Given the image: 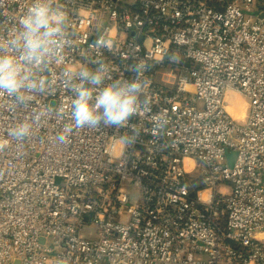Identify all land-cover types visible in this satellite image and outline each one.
I'll use <instances>...</instances> for the list:
<instances>
[{
  "label": "built area",
  "instance_id": "2783aa9c",
  "mask_svg": "<svg viewBox=\"0 0 264 264\" xmlns=\"http://www.w3.org/2000/svg\"><path fill=\"white\" fill-rule=\"evenodd\" d=\"M31 2L0 0V44ZM54 2L69 22L46 90L0 95V264H264V0ZM141 60L147 111L57 141L81 67L107 64V85Z\"/></svg>",
  "mask_w": 264,
  "mask_h": 264
},
{
  "label": "clouds",
  "instance_id": "9594fccd",
  "mask_svg": "<svg viewBox=\"0 0 264 264\" xmlns=\"http://www.w3.org/2000/svg\"><path fill=\"white\" fill-rule=\"evenodd\" d=\"M68 14L54 0H32L30 6L19 19L18 30L3 44H0V95L13 98L17 104L28 103L31 93L44 92L48 80L42 74L57 58L65 43ZM105 36L97 40V47L106 46ZM147 65L138 61L129 66L135 73L131 80H114L104 85L108 65L98 62L93 70L87 66L79 69V84H72L75 98L72 100V126H65L58 134L61 144L70 143L74 129L85 127L121 128L128 125L132 116L147 111L141 104L140 96L146 83L143 73ZM68 76V73H65ZM44 113H37L33 122H38ZM33 122L25 120L9 130V136L17 141L28 138ZM132 133L139 130L132 126ZM132 141V137L127 138ZM5 142H0V150Z\"/></svg>",
  "mask_w": 264,
  "mask_h": 264
},
{
  "label": "rangeland",
  "instance_id": "374dc122",
  "mask_svg": "<svg viewBox=\"0 0 264 264\" xmlns=\"http://www.w3.org/2000/svg\"><path fill=\"white\" fill-rule=\"evenodd\" d=\"M230 97V106L228 107V110L230 113H232L231 110V103H234V105L236 106V112L241 115V113L246 109V103L245 100L243 99L242 96H239L235 93H231L229 95ZM228 97V98H229ZM233 114V113H232ZM240 119V118H239ZM86 237H91V230H88V232L85 234Z\"/></svg>",
  "mask_w": 264,
  "mask_h": 264
},
{
  "label": "water",
  "instance_id": "95a60500",
  "mask_svg": "<svg viewBox=\"0 0 264 264\" xmlns=\"http://www.w3.org/2000/svg\"><path fill=\"white\" fill-rule=\"evenodd\" d=\"M262 18L264 19V16H262ZM226 156H227V159L229 162V166L232 168L234 166L235 160L237 158V154L236 153H227ZM86 221H87V219H86Z\"/></svg>",
  "mask_w": 264,
  "mask_h": 264
},
{
  "label": "bare ground",
  "instance_id": "6f19581e",
  "mask_svg": "<svg viewBox=\"0 0 264 264\" xmlns=\"http://www.w3.org/2000/svg\"><path fill=\"white\" fill-rule=\"evenodd\" d=\"M231 110H232V115L235 117V118H244V115H245V113H244V111L241 113V115H239L237 112H236V106L234 105V103H231Z\"/></svg>",
  "mask_w": 264,
  "mask_h": 264
}]
</instances>
